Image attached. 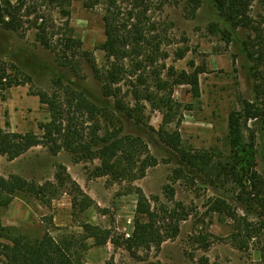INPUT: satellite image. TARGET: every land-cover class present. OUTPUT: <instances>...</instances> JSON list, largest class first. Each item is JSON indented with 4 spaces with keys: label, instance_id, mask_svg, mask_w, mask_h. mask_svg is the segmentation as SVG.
<instances>
[{
    "label": "trees",
    "instance_id": "obj_1",
    "mask_svg": "<svg viewBox=\"0 0 264 264\" xmlns=\"http://www.w3.org/2000/svg\"><path fill=\"white\" fill-rule=\"evenodd\" d=\"M73 2L102 12L105 40L98 47L106 58L102 67L83 49L82 40L68 24ZM256 3L263 8L259 21L251 14ZM161 4L162 0H0V32L22 36L34 30L35 42L52 53L58 66L66 70L54 76L53 92L41 90L34 94L49 113V120L38 125L42 135L10 132L6 124L5 129L0 128V157L13 161L41 146L54 156L66 152L74 163L97 161L90 171L93 178L106 177L114 184L131 185L158 164L149 151L156 134L158 142L176 159L174 181L186 179L223 190L230 186L231 196L218 194L207 211L231 221L232 244L239 250L247 249L251 241L264 244V0H188L192 15L202 8L213 12L211 30L218 32L226 44L238 45L251 80L250 97L242 99L240 109L228 114L225 157H215L205 150H186L177 130L164 129L179 114L174 88L189 86L192 97L199 98V76L205 69L193 63H189V71L166 67L170 53L162 45L170 43L167 32L160 31L164 26L160 16H154ZM53 12L66 19L61 26L56 25ZM185 54L177 47L173 50L174 61L183 60ZM18 61L22 69L29 68L30 62L19 52ZM83 63L91 70L96 90L82 75ZM20 67L14 65L15 69ZM29 82L28 77L22 81L11 78L0 64V91ZM147 107L162 114L156 133L148 125ZM59 170L55 182L42 185L16 175H0V264H85L88 241L94 247L111 243L133 256L139 249L158 251L164 242L178 236L180 223L190 215L180 203L168 207L158 197L152 206L136 189L137 205L129 238L82 223V234L55 238L47 229L40 239L31 240L2 224L3 211L21 195L50 206L64 193L62 189L71 190L74 218L90 208L93 201L71 181L64 167ZM163 190L173 200V192ZM259 250L263 252L264 245Z\"/></svg>",
    "mask_w": 264,
    "mask_h": 264
},
{
    "label": "rangeland",
    "instance_id": "obj_2",
    "mask_svg": "<svg viewBox=\"0 0 264 264\" xmlns=\"http://www.w3.org/2000/svg\"><path fill=\"white\" fill-rule=\"evenodd\" d=\"M10 1L15 3L16 0ZM262 13L263 8L258 3L254 4L253 19L259 21L258 14ZM51 14L56 25L61 26L66 21L55 12ZM154 16H160L164 25L160 31L167 32V43H170L162 45V49L170 53L166 67L189 71V63H193L194 67L205 69V73L199 76V98L192 97L189 86L174 88L173 99L180 104L179 114L164 129L177 130L186 150H205L215 157H225L228 154V114L240 109L242 99L250 97L251 80L244 67V56L237 44H226L218 32L211 30L215 23L211 10L202 8L192 15L188 0H162ZM67 21L82 40L83 49L91 53L99 67L104 66L105 55L98 49L105 40L102 12L85 9L80 2H73ZM34 35V30H28L22 36L0 32L1 66L17 81L27 77L31 80L28 84L0 91V128L5 129L8 124L10 132L42 135L38 125L49 120V113L34 94L41 90L53 92L54 76L64 74L66 70L58 66L52 53L35 42ZM177 47L186 53L183 60L174 61L173 50ZM18 52L30 62L29 68L19 66ZM14 65L21 70L15 69ZM82 65L86 83L96 90L97 84L89 66ZM145 116L148 125L155 133L158 132L162 114L147 107ZM153 136L149 151L158 164L131 185L114 184L106 177L93 178L90 171L98 165L97 161L74 163L66 152L61 151L54 156L41 146L13 161L0 158L1 176L16 175L39 185L55 182L54 177L62 166L71 181L93 201L90 208L74 218L71 190L62 189L60 192L64 193L52 200L50 206L33 197L17 196L3 211L2 224L31 240L40 239L47 229L55 238L64 234H82V223L110 230L114 236L129 238L137 205L135 191L140 189L152 206L157 204L154 199L158 197L168 207L180 203L190 214L180 223L178 236L164 242L158 251L135 250L136 256L111 243L94 247L92 241H88L85 264H264V251L259 250L264 244L251 241L247 249L239 250L230 240L231 221L224 218L221 221L217 215L207 211L218 194L231 196L230 186L223 190L203 186L200 182L193 184L186 179L174 181L176 159L158 142L157 135ZM257 168L260 169V165ZM165 188L173 192V200L164 194Z\"/></svg>",
    "mask_w": 264,
    "mask_h": 264
},
{
    "label": "crops",
    "instance_id": "obj_3",
    "mask_svg": "<svg viewBox=\"0 0 264 264\" xmlns=\"http://www.w3.org/2000/svg\"><path fill=\"white\" fill-rule=\"evenodd\" d=\"M0 158H2V157H0Z\"/></svg>",
    "mask_w": 264,
    "mask_h": 264
}]
</instances>
